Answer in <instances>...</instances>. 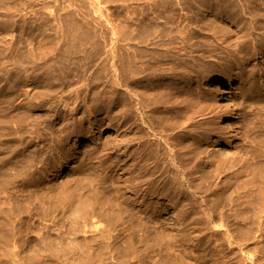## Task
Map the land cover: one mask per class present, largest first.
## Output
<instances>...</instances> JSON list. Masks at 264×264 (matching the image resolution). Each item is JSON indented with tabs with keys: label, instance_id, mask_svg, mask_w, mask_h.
Instances as JSON below:
<instances>
[{
	"label": "rangeland",
	"instance_id": "374dc122",
	"mask_svg": "<svg viewBox=\"0 0 264 264\" xmlns=\"http://www.w3.org/2000/svg\"><path fill=\"white\" fill-rule=\"evenodd\" d=\"M0 79V264H264V0H0Z\"/></svg>",
	"mask_w": 264,
	"mask_h": 264
},
{
	"label": "bare ground",
	"instance_id": "6f19581e",
	"mask_svg": "<svg viewBox=\"0 0 264 264\" xmlns=\"http://www.w3.org/2000/svg\"><path fill=\"white\" fill-rule=\"evenodd\" d=\"M49 79L50 78H46V80L47 81H49ZM0 81H1V79H0ZM224 92H223V90H220L219 91V93H218V95H221V94H223ZM22 94L20 93V94H18V97H20ZM60 98V97H59ZM28 99V97L26 98V97H24L23 99H21V104H26V102H23V101H25V100H27ZM13 102L14 101H9V100H6L5 101V103L4 104H6V106H5V109L6 110H9V111H12V107H14V109H16L15 108V106H14V104H13ZM27 104H28V100H27ZM57 112V114L59 115V113H60V111L59 110H57L56 111ZM13 116V115H12ZM12 116H10V119L12 118ZM4 120H0V130H1V133H2V131H5V130H9L10 129V126H11V123H10V121L8 120V118H9V116H8V114H7V112H6V114L4 115ZM220 122H223L224 121V119H223V117L221 116L220 117ZM10 123V124H9ZM25 122L23 121V120H20V123L19 124H15V126H16V128L18 127L19 129H27L26 128V124H24ZM29 124H31L30 122H29ZM28 125V124H27ZM13 129H15V128H13ZM18 129V130H19ZM17 130V129H16ZM15 130V131H16ZM22 130H21V132H22ZM212 133H214V132H212ZM3 134H4V136H3ZM5 136H7L6 135V133H2V134H0V141H2L3 142V140H6V138H4ZM205 138H207V135H205V134H202L201 136H200V139H205ZM229 138V136H228V134H226L225 135V138H224V141H223V143H222V146H226V145H228V139ZM0 158H2V157H0ZM1 160V159H0ZM3 160V159H2ZM21 162V161H20ZM29 162H31V161H29ZM16 164V163H15ZM30 164V163H29ZM28 164V165H29ZM31 164H32V162H31ZM12 165V164H11ZM11 165L9 166L10 168H12L11 167ZM17 165H18V163H17ZM13 166V165H12ZM15 166V165H14ZM30 166H32V165H30ZM18 167V169L16 168V167H13L14 168V173H10V174H5V176H4V174H3V176H4V181L3 182H5V184L4 185H9V184H11V185H13V184H18L21 180H20V178H19V176L21 175V172L23 173L24 171H23V169L25 170L26 168H25V166H24V164L22 163L21 165H19V166H17ZM28 167V166H27ZM10 168H8L7 170L8 171H10L9 169ZM29 168V167H28ZM27 168V169H28ZM11 170H13V169H11ZM5 172H7V171H5ZM10 172H12V171H10ZM9 173V172H8ZM1 176V175H0ZM2 176V177H3ZM3 179V178H2ZM1 179V180H2ZM0 180V181H1ZM22 182H23V180H22ZM3 185V184H2ZM0 192H1V190H0ZM16 197H17V195H15ZM8 197V196H7ZM5 198V197H4ZM1 199H3V198H1ZM0 199V200H1ZM13 199H15V197H13ZM5 200V199H4ZM4 200H3V202H4ZM5 201H7V200H5ZM9 201V200H8ZM3 202H1L2 203V205H0V233L2 232H6L5 234H7V236L8 235H10V234H14V230H15V225H14V222H15V220H14V211L16 210V208H15V205H13L12 204V206H10V204L7 206L6 204H8V203H3ZM3 204H5L6 206H3ZM4 234V235H5ZM1 235V234H0Z\"/></svg>",
	"mask_w": 264,
	"mask_h": 264
}]
</instances>
